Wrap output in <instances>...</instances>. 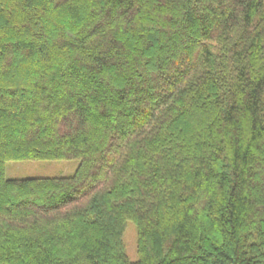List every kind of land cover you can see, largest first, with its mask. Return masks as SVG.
<instances>
[{"label":"trees","instance_id":"trees-1","mask_svg":"<svg viewBox=\"0 0 264 264\" xmlns=\"http://www.w3.org/2000/svg\"><path fill=\"white\" fill-rule=\"evenodd\" d=\"M0 264H264V0H0Z\"/></svg>","mask_w":264,"mask_h":264},{"label":"rangeland","instance_id":"rangeland-1","mask_svg":"<svg viewBox=\"0 0 264 264\" xmlns=\"http://www.w3.org/2000/svg\"><path fill=\"white\" fill-rule=\"evenodd\" d=\"M80 160H27L10 161L7 163V177L11 179L35 178V177H62L72 176L76 173ZM126 251L132 261L139 259L138 235L134 223L128 225L124 238Z\"/></svg>","mask_w":264,"mask_h":264}]
</instances>
